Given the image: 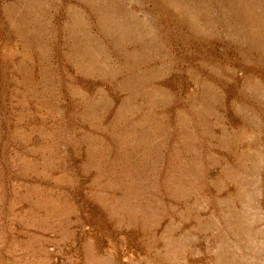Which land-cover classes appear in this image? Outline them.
I'll use <instances>...</instances> for the list:
<instances>
[{
    "label": "rangeland",
    "instance_id": "obj_1",
    "mask_svg": "<svg viewBox=\"0 0 264 264\" xmlns=\"http://www.w3.org/2000/svg\"><path fill=\"white\" fill-rule=\"evenodd\" d=\"M0 264H264V0H0Z\"/></svg>",
    "mask_w": 264,
    "mask_h": 264
}]
</instances>
